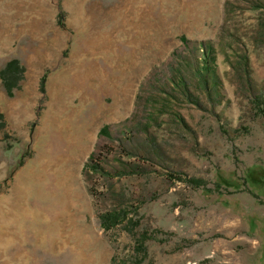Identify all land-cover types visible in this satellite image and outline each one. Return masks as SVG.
<instances>
[{
  "label": "rangeland",
  "instance_id": "rangeland-1",
  "mask_svg": "<svg viewBox=\"0 0 264 264\" xmlns=\"http://www.w3.org/2000/svg\"><path fill=\"white\" fill-rule=\"evenodd\" d=\"M0 96V264H264V0H0Z\"/></svg>",
  "mask_w": 264,
  "mask_h": 264
},
{
  "label": "trees",
  "instance_id": "trees-1",
  "mask_svg": "<svg viewBox=\"0 0 264 264\" xmlns=\"http://www.w3.org/2000/svg\"><path fill=\"white\" fill-rule=\"evenodd\" d=\"M209 51H210V48H209V50L207 49V52L205 54L206 55L205 56L206 61H208V60H210L212 58ZM15 64L20 69L17 61L16 60H13V61L9 62L7 64V66L2 71V77H3V80H4L5 85L7 86L8 92H11L12 91V86L9 83L10 81L8 80L7 73L11 69V67L13 65H15ZM93 156H94V154L91 155V157H90V160L91 161H93ZM87 165H90V163L88 162ZM92 168L95 169V172L96 173H99L100 174V172H104L103 171V168H101L99 164H97L95 166L93 165ZM100 219H101L102 225L106 229H110V228H113L116 225L121 224L124 221H126L128 219V216H127V214H124V213H121V212H118V211H109V212H105L104 214H102L100 216ZM130 221L131 222H129V223H132L133 222V220H130ZM140 245H143V244L141 243ZM111 264H126V262L125 261H121V262L120 261H117V258L116 257H113V259L111 261ZM138 264H139V262H138Z\"/></svg>",
  "mask_w": 264,
  "mask_h": 264
},
{
  "label": "bare ground",
  "instance_id": "bare-ground-1",
  "mask_svg": "<svg viewBox=\"0 0 264 264\" xmlns=\"http://www.w3.org/2000/svg\"><path fill=\"white\" fill-rule=\"evenodd\" d=\"M18 14H19V13H18ZM134 60H135V59H134ZM0 99H1V96H0ZM6 106L9 107V106H10V103H6ZM89 134H90V133H89ZM60 135H61V134H60ZM65 137H66V135H65ZM78 139H79V138H78ZM80 141H81V140H80ZM64 147H65V146H64ZM72 147H73V146H72ZM65 148H66V147H65ZM75 148H76V147H75ZM63 149H64V148H63ZM66 149H67V148H66ZM68 149L71 150V148H68ZM49 152H50V151H49ZM71 152H72V150H71ZM61 154H62V153H61ZM68 154H69V153H68ZM42 155H43V154H42ZM45 155H46V154H45ZM71 155H72V154H71ZM49 156H51V155H49ZM60 156H61V155H60ZM66 156H67V157H66V159H67V158H68V155H66ZM69 156H70V155H69ZM58 157H59V156H58ZM58 157H57V158H58ZM63 157H64V154H63ZM63 157H62V158H63ZM73 157H74V154H73ZM60 158H61V157H60ZM64 158H65V157H64ZM74 158H75V157H74ZM44 159H45V158H44ZM48 159H49V157H48ZM48 159H47V160H48ZM70 159H71V156H70ZM49 160H52V159H49ZM53 160H56V159H53ZM74 160H75V159H74ZM65 161H67V160H64V163H65ZM68 161H69V160H68ZM39 162H40V161H39ZM52 162H53V161H52ZM69 162H70V161H69ZM72 162H73V161H72ZM57 163H58V162H57ZM44 164H45V163H43L42 166H44V169H46L48 166H46V164H45V165H44ZM50 164H51V163H50ZM67 166H68V165H67ZM73 166H74V165H73ZM69 168H70V167H69ZM49 169H50V168H49ZM70 169H71V168H70ZM47 170H48V168H47ZM52 170H53V169H52ZM71 170H72V169H71ZM50 173H52V172H50ZM37 174H39V173H37ZM32 175H34V174H32ZM36 177H37V176H36ZM43 177H45V176H43ZM37 178H38V177H37ZM36 180H37V179H36ZM46 180H47V179H46ZM39 181H41V180H39ZM56 182H57V181H56ZM23 184H24V183H22V185H23ZM25 187H26V186H25ZM18 189H21V188H18ZM64 189H65V188H64ZM15 190H16V189H15ZM21 190H22V189H21ZM25 190H26V189H25ZM25 190H24V191H25ZM17 191H18V190H17ZM20 192H21V191H20ZM20 192H19V193H20ZM21 193H23V192H21ZM25 193H26V192H25ZM9 194H11V193H9ZM20 195H21V194H20ZM20 195H18V196H20ZM22 195H23V194H22ZM18 196H16V197H18ZM4 197L7 198V199H8V198H9V199L12 198L11 195H9L8 197H6V196H4ZM20 197H21V196H20ZM22 197H23V196H22ZM24 198H25V196H24ZM2 199H3V198H2ZM26 199H27V198H26ZM11 200H12V199H11ZM13 200H14V199H13ZM23 200H24V199H23ZM23 200H21V201H23ZM0 201H1V200H0ZM4 201H5V200H4ZM4 201H3V202H4ZM14 201L16 202V200H14ZM19 201H20V200H19ZM15 202H14V203H15ZM23 202H24V201H23ZM5 203H7V201H6ZM5 203H4V204H5ZM8 203H9V202H8ZM11 203H12V201H11ZM21 203H22V202H21ZM16 204H17V203H16ZM6 205H7V204H6ZM10 205H11V204H10ZM19 205H20V203H19ZM21 205L23 206L24 204H21ZM11 206H13V205H11ZM11 206H9V208H10ZM15 206H16V205H15ZM1 207H2V205H1ZM1 207H0V208H1ZM7 208H8V206H7ZM21 208H23V207H21ZM24 208H25V207H24ZM3 209H4V208H3ZM18 209H19V208H18ZM11 210H12V209H11ZM11 210H10V211H11ZM13 210H14V208H13ZM15 210H17V209L15 208ZM23 210H24V209H23ZM3 211H4V210H3ZM19 211H22V209L19 210ZM19 211L17 210L16 212L20 213ZM11 212H12V211H11ZM7 214H8V213H7ZM2 215H3V214H2ZM3 220H4V219H3ZM0 221H2V220H0ZM7 221H8V220H7ZM2 222H4V221H2ZM2 226H4V225H2Z\"/></svg>",
  "mask_w": 264,
  "mask_h": 264
}]
</instances>
